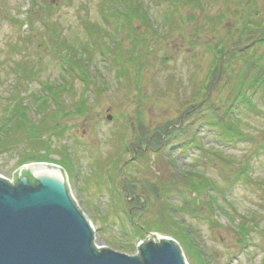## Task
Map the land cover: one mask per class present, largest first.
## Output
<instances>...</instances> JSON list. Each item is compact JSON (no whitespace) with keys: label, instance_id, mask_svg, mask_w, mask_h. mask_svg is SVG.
<instances>
[{"label":"rangeland","instance_id":"obj_1","mask_svg":"<svg viewBox=\"0 0 264 264\" xmlns=\"http://www.w3.org/2000/svg\"><path fill=\"white\" fill-rule=\"evenodd\" d=\"M140 1L142 15L134 0H0V124L21 102L28 105V117L40 121L53 107L41 108L37 97L50 92L48 86L65 81L69 86L62 88L61 102L68 111L85 84L73 74L63 75L59 51L83 52L86 60L91 58L87 64L94 84L88 91L90 111L61 119L66 130L62 137L52 138L51 158L53 163L63 157L72 160L73 167L67 169L70 191L95 225V243L130 255L138 253V242L150 232L146 230V237H130L136 227L117 200L113 179L122 198L125 171L140 180L159 176L169 167L166 160L155 161L151 152L136 159L138 152L127 150L139 100L148 124L184 114L182 103L194 98L213 58L205 43L219 33L234 37L235 31L227 33L226 28L243 21L248 0ZM248 3L246 14L253 21L264 20V0ZM145 12L148 18H143ZM135 53L139 62H131ZM32 68L35 73L25 78L23 74ZM255 102L256 111L245 108L239 114L246 139L223 146L203 131L206 153L194 148L188 149V155L180 147L169 150L180 168L201 158L197 162L202 173L222 184L223 167H218L222 164L209 163L208 157L216 158L211 152L225 156L227 187L225 199L219 198L225 212L215 204V210L206 208L203 214L177 210L168 216L177 220L174 226L182 231V241L177 242L189 264H264V91ZM22 131L16 125L9 128L13 143ZM23 146L14 143L11 149L0 150V174L6 179L13 180L21 167ZM125 160L132 162L128 168ZM244 163L250 165L253 180L228 189L226 177ZM169 201L174 206L180 202L177 195ZM124 208L128 209L126 204ZM132 213H137L139 226L159 212Z\"/></svg>","mask_w":264,"mask_h":264},{"label":"trees","instance_id":"obj_2","mask_svg":"<svg viewBox=\"0 0 264 264\" xmlns=\"http://www.w3.org/2000/svg\"><path fill=\"white\" fill-rule=\"evenodd\" d=\"M137 1L134 0L136 2L134 6L137 11H140L138 15H142L140 13L144 10L141 1ZM248 1L253 2V0ZM248 1L246 3L247 9L249 7ZM246 8L243 11L245 17L243 21L233 23V27L226 28L228 29L227 33L235 31L234 37H226L223 33H219V36H214L210 42L205 43L208 50L213 54V58L205 77L206 80L202 86H199L194 98L182 103L184 114L181 113L178 119L148 124L143 119L144 115L140 109L142 101L139 100V107L131 119L136 123L131 145H128L127 150L133 149L134 152H138L136 159H142L147 152H151L156 156L155 161L166 160L169 167L167 172L159 176L154 175L153 179L143 176L138 180L135 179L134 175L125 171L126 178L122 182V189L124 188L125 191L122 198L118 195L117 183L113 179L117 200L120 202L128 222L136 227L134 228L135 231L131 230L130 237L137 234L146 237L145 232L149 230V232L170 234L176 240L182 241V231L179 232L180 230L174 226V222L177 220L168 217L171 216L172 212L180 210L191 215L201 214V212L203 214L206 208L215 210V204L222 212H225L222 209V204L219 203V198L225 199V187H227L225 185V156L219 152H211L216 158L208 157L209 163L214 162L216 164L218 161L222 164L218 166L223 167L219 171L224 180L222 184L202 173V164L197 162L201 158L197 157L188 166L180 168L176 166L175 157L170 154L169 150L180 147L186 151L185 155H188V149L194 148L199 153H206L201 138L203 131L204 134L212 135L223 146L227 142L234 144L246 139L239 114L245 108L256 111L258 105L255 99L260 91H264V20L253 21L252 17L248 16V12L246 14ZM148 16L149 14L145 12L143 18H148ZM188 18L191 19L192 16ZM90 28L96 30L94 24H91ZM190 44L193 45V42ZM61 51H59V59L62 61L63 75L65 72L73 74L85 84L84 89L79 99L71 105L72 110L70 108L67 111L64 110L61 102L62 91L69 86L67 81L63 84L60 83L57 87L48 86L50 92L37 97V99L42 101L41 108L49 106L53 109L44 114L40 121L36 122L30 119L26 111L28 105L21 102L14 112L7 117L6 123L0 124V150H9L14 143L24 145L19 158L21 166L37 161L52 162L51 154L54 150L52 138L62 137L66 130V127L61 125V119L65 116L86 115L90 111L88 91L92 90L94 84L90 82L91 76L87 64L92 60L89 56L87 57L90 60H86L83 52L74 54V51L69 53ZM84 52L89 53L87 47L84 48ZM136 57L138 55L135 53L131 62H139V58ZM119 72L126 75L123 69H120ZM34 73L35 70L32 68L31 73L28 70L23 75L25 78H29ZM213 82L214 86L211 87L210 84ZM139 95L141 97L142 92H139ZM123 117L125 118V116ZM14 121L15 124L13 125ZM15 125L23 131L13 143L8 131L10 127ZM49 132L51 133L49 134ZM61 156L64 154L61 153ZM57 163L62 165L66 172L68 168L73 167V162L68 157H63ZM131 163L125 160V168H128ZM226 180L229 184L228 189L238 183L248 184L249 181L253 180L250 165L244 163L240 168L233 171L232 176H227ZM173 195L178 196L180 200L178 205L174 206L169 201ZM204 195L207 196V199H204ZM125 204L128 209L124 208ZM149 210L159 212L155 219L146 220L139 226L135 224V221H139V219L136 217L138 216L137 213L133 214L132 212Z\"/></svg>","mask_w":264,"mask_h":264},{"label":"water","instance_id":"obj_3","mask_svg":"<svg viewBox=\"0 0 264 264\" xmlns=\"http://www.w3.org/2000/svg\"><path fill=\"white\" fill-rule=\"evenodd\" d=\"M95 230L63 166L23 164L12 181L0 174V264H189L172 236L150 232L130 255L99 247Z\"/></svg>","mask_w":264,"mask_h":264}]
</instances>
